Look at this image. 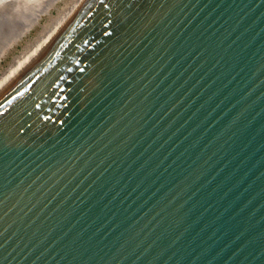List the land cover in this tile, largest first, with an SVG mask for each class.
<instances>
[{
  "label": "water",
  "instance_id": "obj_1",
  "mask_svg": "<svg viewBox=\"0 0 264 264\" xmlns=\"http://www.w3.org/2000/svg\"><path fill=\"white\" fill-rule=\"evenodd\" d=\"M0 264H264V0H86L13 63Z\"/></svg>",
  "mask_w": 264,
  "mask_h": 264
},
{
  "label": "rangeland",
  "instance_id": "obj_2",
  "mask_svg": "<svg viewBox=\"0 0 264 264\" xmlns=\"http://www.w3.org/2000/svg\"><path fill=\"white\" fill-rule=\"evenodd\" d=\"M24 2H26V0H24ZM24 2L23 0H0V77L11 68L17 58L27 53L40 37H42L53 24H56L59 16L70 10L72 5L77 1L55 0L47 10L35 16L33 24L28 27L25 26V23L28 24L25 20L26 16H22L20 12L19 14L16 12L14 13V10H12V7L15 6H25ZM26 4L28 3L26 2ZM13 35L15 37L17 36L16 39ZM8 37L9 39H6ZM1 45L5 47L3 48Z\"/></svg>",
  "mask_w": 264,
  "mask_h": 264
},
{
  "label": "bare ground",
  "instance_id": "obj_3",
  "mask_svg": "<svg viewBox=\"0 0 264 264\" xmlns=\"http://www.w3.org/2000/svg\"><path fill=\"white\" fill-rule=\"evenodd\" d=\"M55 0H26V2L28 4L25 3V6L21 5V6H15L12 7V10H14L13 12L18 13L20 12V14H22V16H26L25 20L28 22V24L25 23V26H31L33 24V20L35 18V16H38L39 13H42L43 11L47 10L49 6L52 5V3ZM77 2L72 5V8L68 11H66L63 15L59 16V18L56 21V24L52 25L47 31L46 33L40 37V39L32 46V48H30V50L25 53L23 56L17 58L16 61H20L22 62L26 57H28L30 54H32L37 48H39L59 27H61L83 4L86 0H76ZM8 3V2H7ZM18 3V2H17ZM6 4V3H5ZM12 13V14H14ZM25 13V15H24ZM21 17V16H20ZM15 19V18H14ZM23 19V18H21ZM24 20V21H25ZM11 21V20H10ZM16 21V19H15ZM15 24V23H14ZM9 27V26H7ZM8 33V32H7ZM14 36V35H13ZM17 37V36H16ZM16 37L14 36V38L16 39ZM13 38V37H12ZM4 39V38H3ZM6 39H9L6 38ZM3 41V40H2ZM6 41V40H5ZM9 41V40H8ZM7 41V42H8ZM12 41V40H11ZM5 43V42H4ZM10 43V42H9ZM7 44V43H6ZM2 46V45H1ZM7 46V45H6ZM3 48L5 47L4 45L2 46ZM1 48V47H0ZM2 48V49H3ZM1 49V50H2ZM5 50V49H4ZM3 50V51H4ZM24 53V52H23ZM1 78V77H0Z\"/></svg>",
  "mask_w": 264,
  "mask_h": 264
}]
</instances>
